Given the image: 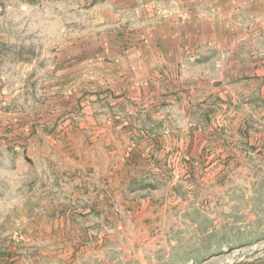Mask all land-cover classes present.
Segmentation results:
<instances>
[{
	"label": "rangeland",
	"instance_id": "obj_1",
	"mask_svg": "<svg viewBox=\"0 0 264 264\" xmlns=\"http://www.w3.org/2000/svg\"><path fill=\"white\" fill-rule=\"evenodd\" d=\"M0 264H264V2L0 0Z\"/></svg>",
	"mask_w": 264,
	"mask_h": 264
},
{
	"label": "crops",
	"instance_id": "obj_2",
	"mask_svg": "<svg viewBox=\"0 0 264 264\" xmlns=\"http://www.w3.org/2000/svg\"><path fill=\"white\" fill-rule=\"evenodd\" d=\"M220 1H221V2H224V1L227 2V0H220ZM234 1H235L236 3L239 4V2H241V1H243V0H234ZM244 1L247 2V1H249V0H244ZM250 1H252V0H250ZM259 1H261L262 3L264 2V0H259ZM179 7H180V5H179ZM181 7H182V8H181ZM181 7H180V8H181V9H184V10H191V5H181ZM180 8H179V9H180ZM184 16H185V15H184ZM184 16H183V17H184ZM190 16H191L190 14H187V15H186V17H189V18H190ZM184 18H185V17H184ZM188 22H189V21H188ZM180 26H181V27H178V28H177V34H182L184 31H188V30H189L188 28H186V26H188V24H186V23H185V24H181ZM181 28L183 29V31H180ZM173 34H174V33H173Z\"/></svg>",
	"mask_w": 264,
	"mask_h": 264
}]
</instances>
